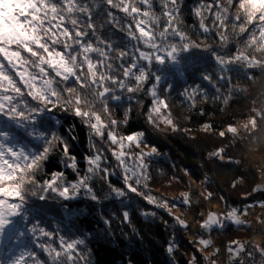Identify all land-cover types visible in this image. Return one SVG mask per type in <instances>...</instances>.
I'll use <instances>...</instances> for the list:
<instances>
[{
  "label": "snow or ice",
  "instance_id": "obj_1",
  "mask_svg": "<svg viewBox=\"0 0 264 264\" xmlns=\"http://www.w3.org/2000/svg\"><path fill=\"white\" fill-rule=\"evenodd\" d=\"M193 14L198 23L192 27L198 31L190 34L184 27L181 0H0V242L8 240L0 247V264H91L88 234L76 235L60 223L54 231L47 230L38 218H31L33 199L63 202L65 219L75 223L80 210L70 208V201L83 198L99 204L116 198L130 203L133 196L140 197L167 212L184 230L190 225L173 215L172 208L202 215L194 205L216 199L207 187L197 201L192 200L191 188L172 201L154 195L149 188L154 179L151 162L162 153L149 142L146 131H119L127 127L134 105L141 107L153 129L190 131L180 127L168 102L166 94L173 84L167 82V70L182 75V66L198 55L214 63L216 71L201 72V79L215 89L212 99L225 105L247 91L233 83V73L252 83L256 70L264 75V0H200ZM116 33L122 38L115 39ZM180 95L193 108L197 98H209L201 85L185 88ZM121 108L123 119L118 120L114 113ZM57 112L79 118L89 130L90 152L83 172L68 139L53 127L61 124ZM251 112L242 126L250 136L264 124V104ZM203 127L207 131L212 125ZM16 130H23L39 147L20 143ZM228 134L236 143L241 139L235 124L218 133L221 138ZM57 153L75 174L74 180L63 171L41 177ZM226 156L225 148L209 153L216 160ZM115 175L121 178L120 186L112 182ZM207 181L205 177L201 184ZM253 191L264 192V185ZM259 206L264 207V201ZM251 207L226 206L224 212L208 211L198 221L195 243L206 264H218L219 259L212 233L247 225L242 217ZM141 214L158 216L155 211ZM102 220L110 229L112 219ZM121 222L131 225L128 211ZM177 248L173 234L166 247L170 257ZM226 251L228 264H264V244L232 240ZM199 259L192 255L188 264H199Z\"/></svg>",
  "mask_w": 264,
  "mask_h": 264
},
{
  "label": "trees",
  "instance_id": "obj_2",
  "mask_svg": "<svg viewBox=\"0 0 264 264\" xmlns=\"http://www.w3.org/2000/svg\"><path fill=\"white\" fill-rule=\"evenodd\" d=\"M199 2L200 0H181L184 27L189 30L190 34L198 31L192 26L198 23L193 9ZM205 2H210V0H205ZM156 10L160 11L159 4L156 5ZM118 15L122 14L118 13ZM114 38L119 40L122 34L116 33ZM193 39H197V36L193 35ZM181 71L182 75L175 69L167 70V75L170 77L167 82L173 84V90L166 95H168V102L180 127L191 129L190 131L172 132L167 127H163L162 131L153 129L146 122L139 105H134V111L127 127H122L119 131L122 133L146 131L149 142L162 153L161 156L153 158L151 162L154 179L150 182L149 188L154 195L172 201L191 188L195 192L192 200L197 201L200 199V193L207 187L209 191L216 193V200L225 207L224 209L226 206L243 207L247 204L245 200L254 193L253 189L261 184L258 172L247 164L246 154L247 152L261 153V146L264 151L262 145L264 124L251 136L246 133L238 143L233 141L231 134L221 138L218 133L226 131L230 123L247 120V117L253 114L252 107H260L264 104V75L256 70V81L252 83L233 73V83L246 88L247 91L242 96H233L225 105L220 100L212 99L215 89L207 81L201 79V72L216 71L210 59L204 61L199 55L193 57L188 66H182ZM196 85H201L206 89L209 98L207 100L197 98L196 106L193 108L180 94L185 88ZM222 92L226 90L222 89ZM144 100L147 103L148 97L145 96ZM122 112V108L118 109L114 113L115 118L122 120ZM56 116L61 124L53 125V127L68 139L71 154L77 158L79 169L83 172L86 167L85 157L90 152L89 130L79 118L71 114L57 112ZM209 124L212 128L205 131L203 126ZM16 133L20 143L28 144L30 147H39V143L30 140L23 130H16ZM220 148H225L227 151L225 159H211L209 153ZM229 156L233 158L232 161L228 159ZM185 169L190 175L185 176L183 171ZM55 171L65 172L69 180L76 178L72 170L65 167L59 153L50 158L45 173H42L41 177L46 178V173ZM173 176L179 177L180 181H173ZM205 177L208 181L201 184ZM111 179L117 186L122 183L119 175L112 176ZM233 184L236 187H233ZM220 196H224L223 202L220 201ZM62 203L56 200L33 199L30 204L31 218H38L47 230L54 231L56 224L60 223L62 229L70 228L71 232L76 235L87 233L91 264H174V262L175 264H188L192 255L200 258L199 264L205 263L201 253L197 252L195 243L197 236L191 227L193 223L202 219L203 214L196 215L192 210H186L184 207L172 208L173 215L180 216L190 225V229L184 230L174 223L172 216H169L167 212L147 204L140 197L133 196L130 203L127 201L121 203L119 199L112 198L99 204L81 198L68 202L70 208L80 210L79 218L72 223L65 219ZM194 207L199 213L207 211L205 203H201L198 207L194 205ZM124 211L130 213L131 225L121 222ZM152 211L158 213L154 220L141 214ZM102 217L112 219L110 229L103 223ZM163 221H167L168 224L165 225ZM133 228L136 229L135 233ZM251 233L252 227L230 225L226 230L220 231V246L226 248L230 241L241 240ZM173 234L178 248L175 255L170 257L166 247L173 238ZM7 244L8 240L5 238L0 242V247ZM33 250L41 258L46 259L40 249L33 246Z\"/></svg>",
  "mask_w": 264,
  "mask_h": 264
},
{
  "label": "rangeland",
  "instance_id": "obj_3",
  "mask_svg": "<svg viewBox=\"0 0 264 264\" xmlns=\"http://www.w3.org/2000/svg\"><path fill=\"white\" fill-rule=\"evenodd\" d=\"M245 123H247V120H245V121H242V122H237V123H234L235 124V126L240 130V136H241V138H242V136H244L246 133H248V132H246L244 129H243V124H245ZM249 131H250V129H249ZM240 141V140H239ZM262 145L264 146V140L262 141ZM260 151H261V153H256V154H252V153H248L247 152V164L248 165H250V166H252V167H254V170H256L257 172H258V174H259V178H260V183L262 184V185H264V175H262V171H264V151H263V149H262V146L260 147ZM260 185V184H259ZM255 193V192H254ZM246 205H248V204H246ZM205 206L207 207V211L206 212H204V213H202L203 214V217H202V219L204 218V217H206V215H207V212L208 211H214V212H217V213H221V212H223L224 211V206L223 205H220V203L218 202V200H213V201H211V202H208V203H205ZM245 206V205H244ZM260 212L261 213H264V209L263 210H260ZM250 215V214H252V211H251V209H249L248 210V212H247V215ZM259 214V213H258ZM258 214H252L251 215V218L252 219H250V220H252V221H247V219H245L244 217H242V219H245L248 223H247V225H244V226H249V227H252L253 229H255L256 227H264V222H262L258 217ZM146 218H148V219H151V220H154V218L153 217H151V216H145ZM192 224V223H191ZM191 227H192V229L195 231V233L196 232H198V230H199V228H198V222L197 223H193L192 225H191ZM252 234V233H251ZM251 234L248 236V237H250L251 236ZM193 237V236H192ZM248 237H246V238H248ZM243 239H245V238H243ZM257 241H256V243H258V244H262L261 242H262V240H261V238H258V239H256ZM240 241V240H239ZM219 245V244H218ZM196 246H197V248H199L200 246L198 245V244H196ZM223 250H225L226 248H222ZM223 250L221 251L222 252V255L224 256V255H226L224 252H223ZM204 255H207V252H205L204 253ZM225 261H226V258H225ZM204 264H206V262L204 263Z\"/></svg>",
  "mask_w": 264,
  "mask_h": 264
},
{
  "label": "bare ground",
  "instance_id": "obj_4",
  "mask_svg": "<svg viewBox=\"0 0 264 264\" xmlns=\"http://www.w3.org/2000/svg\"><path fill=\"white\" fill-rule=\"evenodd\" d=\"M262 175H264V171H262ZM262 201H264V199L262 200ZM261 202V201H260ZM248 205H253V207H251L250 209H251V211H252V214H258V218L261 220V221H264V213H261L260 212V210H263L264 209V207H260L259 206V202H253V203H247ZM226 209H224V211H225ZM223 211V212H224ZM252 214H250L249 216L248 215H246L247 216V221H252V220H250V219H252L251 218V215ZM215 233L219 236V237H215ZM205 234L208 236V233H206L205 232ZM212 238H213V241L215 242V245L214 246H216V248H219L220 249V257H222V258H226L225 256H223L222 255V253H221V251L223 250L222 249V247L220 246V243H219V241H220V231H214L213 233H212ZM219 244V245H218ZM223 252L225 253V254H227V251H226V249L225 250H223Z\"/></svg>",
  "mask_w": 264,
  "mask_h": 264
},
{
  "label": "built area",
  "instance_id": "obj_5",
  "mask_svg": "<svg viewBox=\"0 0 264 264\" xmlns=\"http://www.w3.org/2000/svg\"><path fill=\"white\" fill-rule=\"evenodd\" d=\"M249 216V214H248ZM245 219H247V216H243ZM201 235H204L207 238V235L205 234V232L201 233ZM215 237H219L216 233H215ZM261 238L262 240V244H264V227H256L255 229L252 228V234L250 237L245 238V239H241V242H245V241H249V242H254L256 243V239ZM216 242V241H215ZM215 242L213 243V247L216 248ZM222 253V252H221ZM226 257V261L225 258L220 257V253H219V259H218V264H228V254L224 255Z\"/></svg>",
  "mask_w": 264,
  "mask_h": 264
},
{
  "label": "water",
  "instance_id": "obj_6",
  "mask_svg": "<svg viewBox=\"0 0 264 264\" xmlns=\"http://www.w3.org/2000/svg\"><path fill=\"white\" fill-rule=\"evenodd\" d=\"M263 199H264V192H255L248 199L245 200V203L260 202Z\"/></svg>",
  "mask_w": 264,
  "mask_h": 264
}]
</instances>
